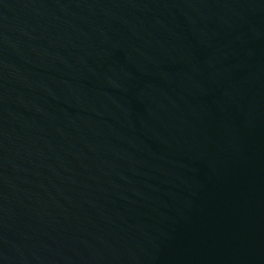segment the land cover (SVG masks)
I'll return each mask as SVG.
<instances>
[{
    "label": "water",
    "instance_id": "water-1",
    "mask_svg": "<svg viewBox=\"0 0 264 264\" xmlns=\"http://www.w3.org/2000/svg\"><path fill=\"white\" fill-rule=\"evenodd\" d=\"M0 264H264V0H0Z\"/></svg>",
    "mask_w": 264,
    "mask_h": 264
}]
</instances>
